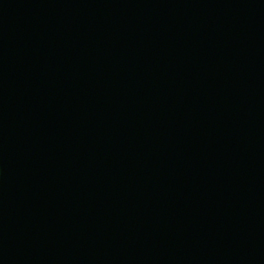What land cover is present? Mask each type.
<instances>
[{
	"label": "water",
	"instance_id": "water-1",
	"mask_svg": "<svg viewBox=\"0 0 264 264\" xmlns=\"http://www.w3.org/2000/svg\"><path fill=\"white\" fill-rule=\"evenodd\" d=\"M0 264H264V0H0Z\"/></svg>",
	"mask_w": 264,
	"mask_h": 264
}]
</instances>
